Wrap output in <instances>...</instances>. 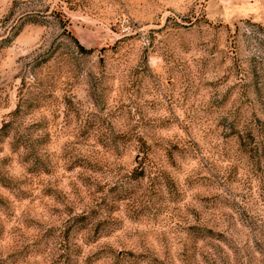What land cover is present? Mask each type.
<instances>
[{"label": "rangeland", "instance_id": "374dc122", "mask_svg": "<svg viewBox=\"0 0 264 264\" xmlns=\"http://www.w3.org/2000/svg\"><path fill=\"white\" fill-rule=\"evenodd\" d=\"M250 130L264 0H0V264H264Z\"/></svg>", "mask_w": 264, "mask_h": 264}, {"label": "trees", "instance_id": "16d2710c", "mask_svg": "<svg viewBox=\"0 0 264 264\" xmlns=\"http://www.w3.org/2000/svg\"><path fill=\"white\" fill-rule=\"evenodd\" d=\"M250 139H245L244 136L239 134L240 142L242 147L244 148H250L251 152L256 151V153L261 152L264 149V144L262 141V136L261 134L255 133L254 130H250V132L247 135ZM261 155L256 157L257 159V164H261Z\"/></svg>", "mask_w": 264, "mask_h": 264}]
</instances>
